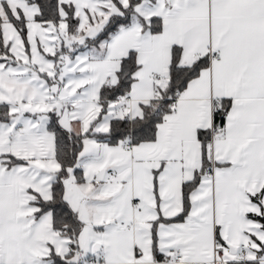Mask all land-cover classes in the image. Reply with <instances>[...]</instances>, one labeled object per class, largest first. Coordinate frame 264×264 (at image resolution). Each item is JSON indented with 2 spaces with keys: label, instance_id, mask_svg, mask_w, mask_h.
Here are the masks:
<instances>
[{
  "label": "snow or ice",
  "instance_id": "obj_1",
  "mask_svg": "<svg viewBox=\"0 0 264 264\" xmlns=\"http://www.w3.org/2000/svg\"><path fill=\"white\" fill-rule=\"evenodd\" d=\"M0 264H264V0H0Z\"/></svg>",
  "mask_w": 264,
  "mask_h": 264
}]
</instances>
